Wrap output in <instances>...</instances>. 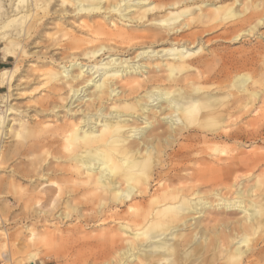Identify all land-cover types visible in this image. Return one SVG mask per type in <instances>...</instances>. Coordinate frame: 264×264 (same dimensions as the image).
I'll use <instances>...</instances> for the list:
<instances>
[{"label":"bare ground","instance_id":"obj_1","mask_svg":"<svg viewBox=\"0 0 264 264\" xmlns=\"http://www.w3.org/2000/svg\"><path fill=\"white\" fill-rule=\"evenodd\" d=\"M56 1L18 0L16 6V10L19 8L18 14L25 12L10 22L20 21L22 27L19 33L29 37L34 28V16L37 17L40 11L46 16ZM186 1L60 0L63 7L61 18H64V21L63 24H59L58 29H64L66 18L72 16L76 21L80 23L82 21L81 28H85L87 33L92 32L98 36L99 47L85 54L90 61H96L97 55L106 49L123 51L147 43L167 44V47H162L161 50L148 46L151 51H139L141 53L137 55L138 58L142 55L153 57L160 54L162 57L178 58V62L167 60L171 71L174 72L187 62L195 60L202 63L204 56L198 55L204 52L200 54L197 52L203 49V46L193 50L186 43L202 41L203 34L217 28L216 21H225L227 28L221 35L232 40L243 39L249 35L253 27L263 23L262 16L255 26L247 28L249 0H220L219 8L185 20V15L189 13L188 8L183 5L184 9L180 10V5L187 3ZM168 6L173 7V10H168ZM66 13H69L68 16ZM129 22L135 23L139 29L130 28L125 24ZM2 31L0 30V44H3V54L7 57L12 55L10 48L13 47L14 40L12 36L4 35ZM235 33L238 34L234 35ZM122 44L129 46L124 47ZM244 55L249 59V53ZM215 57L217 56L214 55ZM56 61L52 60L49 63L53 66L48 68L45 73L46 82H43L47 94L56 96L54 99L56 104L52 106L54 110L60 105L59 100L66 102L63 106L69 110H72L76 102H84L88 108H102L107 96L110 99L112 93L119 94L117 84L122 83L120 89L123 95L144 85L136 75H128L136 71L138 74L141 72L142 77L145 70L161 65L160 62L153 63L154 61L148 59L140 61L138 66L127 65L130 67L128 69L123 67L125 65L119 66L122 65V61L114 65L117 60L112 58L101 62L104 64V67H100L101 70H92L95 72L91 73L89 68L78 60L72 61L70 66H66L65 63L60 69L55 67ZM62 63L63 60L58 62L60 66ZM98 63L96 61V64ZM230 63L234 65L232 61ZM132 67L134 71L131 70ZM224 67L226 68V65ZM216 69L213 66H206L194 80L193 83L196 85L189 93L184 90L175 93L169 88H157L153 91L154 101H158L162 115L166 116L162 117L166 124H162L163 121L159 122L158 119L144 122L145 119L151 118L149 114L144 118L143 112L133 111L129 113L143 118L144 126L133 125L127 130L123 124L108 121L103 122L102 126L99 124L100 127L93 125V128L97 129L92 130L91 127L92 131L89 132L83 130L81 126L76 128L75 122L67 121L61 125L47 127L41 134H37L36 138L32 137L38 143L35 149H41L44 156L53 155L51 162L54 165L49 161L50 166L48 164L44 168L47 170L44 174L49 176L46 178V186H43L47 194L40 198V204L43 207L50 202L51 204L50 209L45 211L43 219L50 215L55 216L58 208L66 206L69 210L61 213L60 217L75 218L81 223L103 222L102 225L105 226L104 231L93 239L87 236L68 237L65 241H69L68 249L75 247L74 249L83 250L91 247L96 253L100 247H105L103 253L108 257L105 264H115V261L119 264H130L132 261L139 264H186L188 261L191 264H202L209 257L224 260L227 264H259L264 260V247L261 245L264 243V192L260 190L264 178L261 175L255 176V170L263 166L264 153L254 154L238 148L240 142L249 140V137L256 135L255 130L261 132V129H255L256 126H250L249 129V126H243L234 120L235 115L241 112L239 107L245 103L242 102L241 96L233 93L218 95L214 92L215 88L206 86L214 84L211 71ZM13 71L5 69L2 72V79L9 83ZM250 77L247 73L235 82L236 88L244 89L246 95L251 93L248 86ZM222 81L225 82L224 79ZM136 82L138 84H135ZM203 89L206 92L201 93ZM251 94L253 98L259 95L258 91ZM8 100L9 97L4 95V101ZM236 102L239 103L238 106H234ZM135 108L136 106L133 109ZM122 112L127 111L114 108L111 114L119 116ZM176 113L178 117L174 119L173 114ZM2 115L4 117V114ZM258 117L253 116L249 121L253 122ZM245 119L243 117L242 121ZM199 137H205L206 140ZM35 149H32V152ZM43 178H35L38 181H34L40 185ZM252 181L254 183L250 184ZM85 208L90 212H85ZM237 214L240 216L236 217ZM113 221H119L121 232L133 228L138 233L119 245L114 231L118 228L107 224ZM81 227L77 226L74 229L76 231L71 229L70 232L80 233ZM61 238L59 237L60 245L64 246ZM152 239L157 241L149 242ZM31 259H37V255L31 256ZM96 263L98 264V259Z\"/></svg>","mask_w":264,"mask_h":264},{"label":"rangeland","instance_id":"obj_2","mask_svg":"<svg viewBox=\"0 0 264 264\" xmlns=\"http://www.w3.org/2000/svg\"><path fill=\"white\" fill-rule=\"evenodd\" d=\"M17 2L18 0H0V30H3L2 32L4 35L12 36L14 40V45L10 48V51H12V55L9 56L11 57L12 62L9 64L10 67L7 68L14 71L9 83L5 82L3 79V81L7 83V87L4 89V93L0 95V131L3 130L2 134H0V264H97V259L98 264H105L108 261V257L107 255H105L106 253H103V251H105V247H100L95 253V249L93 250L91 249V247L90 249L84 248L83 250L74 249L75 247H71L72 249H68V247H70L69 241L65 242L67 238L71 236H87L93 239L95 236L101 234V232L104 231L103 229L105 226L102 225L103 222L81 223L75 218L64 219L63 217H60V215L61 213L67 212L69 210L66 209V206H61L60 208H58L55 211V216L50 215L49 217L43 219L45 217V211L50 207L51 204L50 202L49 205H44V207L40 204V198L42 196L45 197L47 194V191L45 190V188H43V186H46V178H48L49 175H45L47 173V170H45L44 168L51 162V160L53 159V155L48 154L50 157L47 154L45 156L42 155L41 149L37 150V148H34L38 143L37 140L33 139L32 137L36 138L37 134H41L43 129L47 127L61 125L67 121L75 122V124H77L76 128H79L81 126L83 130L89 132L97 129V127L94 129L93 125L100 127L102 126L103 122L105 123L108 121L123 124L125 128H127V130L133 125L144 126L145 123H143V118L137 117V114L133 115L132 113H129L133 111L143 112L145 115L144 118H147L149 114L151 118L145 119L144 122L146 120L152 121L154 119H158L160 120L159 122H162V119L166 116L162 115L160 108L158 107V101H154L155 96L153 91H155V89L157 88H169L170 90H174L175 93H177V91L179 90H184L186 92L188 91L189 93V90H191L193 86L196 85V83L193 82L200 76V72L204 71L206 66H213L217 68L216 70L211 71L214 84H208L206 86H212L213 88H215L216 90L214 92L218 95L225 96L227 94L233 93L236 96H241L243 99L242 102L245 103H243L242 106L239 107L241 108V112L235 115L236 117L234 120H236V122L238 121L237 123L243 126H249V129L251 128L250 126H256L255 129H261V132H257L258 130H255L256 135L252 136L251 138L249 137V140L240 142L238 144L239 150L248 151L249 153L254 154L261 153V155H263L264 0H249V26L247 28L251 29L253 26H255L262 16L263 23L258 24L257 26H255V28L253 27L248 36H245L243 37V39L239 40H232L222 36L221 34L226 30L227 25L225 21L218 20L216 21L218 25L217 28L203 34L204 36L202 41H190L186 43V45L193 50H198V47L200 48L203 46V49L197 52V54H200V52H204L198 55L204 56L202 59V63H197L195 62V60L193 62H187L185 66H179L177 69H175L174 72L171 71L170 65L167 63V60L177 62L179 61L178 58L174 59L173 56H168L167 58L166 56L162 57L161 54L153 57L142 55L138 58V55L144 50H161L162 47H167V44L151 45L147 43L141 46H134L131 48V50L123 51L116 49H106L104 51H101L97 55L96 61L99 62L98 64H96V61H90V58L85 56V54L90 50L99 47L100 43L97 39L98 36L94 35V33L92 32L87 33L85 31L86 29L83 27L82 30L80 25L82 21L81 23L78 20L76 21V19L72 16H68L69 13H66V16L68 17L66 18V23H64L63 25L64 29L59 30V24H63L64 21V18H61V16L63 17V7L60 0H57L52 5V7L49 9L50 12L46 15L47 17L43 16L44 13L42 11H40V14L37 17L34 16V28L32 32H30L31 35L29 37H27V35L23 36L22 33H19L21 30L20 27H22L20 21L14 23L10 22L11 19L19 18L25 12L21 8L23 12L21 14H18L19 8L17 7L16 10ZM186 2L187 3L184 2L182 3V5H180V10L184 9V7H182L183 5H186V7L188 8L187 11L189 13L185 15V20H190L197 14L202 15L207 14L208 12H212L216 8H219V6L221 5L220 0H187ZM204 3L206 5H204ZM167 8L168 10H173V7L168 6ZM238 8L241 9V7ZM73 14L76 15V13H72V15ZM241 19L242 16L240 17V20ZM60 20H62V22ZM193 22L195 23V21H192V27L194 28L195 25ZM121 23L122 21L119 22V24ZM125 24L129 25L130 28H138L135 23L131 24V22H129ZM190 27H186V29H189ZM237 34L235 33L234 35ZM83 36L87 38L84 39ZM212 36L214 38H211ZM87 44L89 46H87ZM0 46H3V44H0ZM121 46L128 47L129 45L122 44ZM148 46H151L150 48L152 49L147 48ZM81 50L82 52H80ZM60 52L63 55H61ZM111 53L113 55H111ZM245 53H249V59L246 55H244ZM146 54L147 53H145V55ZM214 55L219 58H214ZM239 57L242 58L240 59ZM112 58H115L117 60V63H115L114 65H117L122 61V65L119 66L125 65L123 67H128L127 65L132 66V64L138 66V63L148 61V59L152 60V62L154 61L153 63L160 62L161 65L152 66L153 68L145 70L142 77V73L139 72L138 74L132 67L133 69L131 70L134 72L128 76L136 75L137 78L139 77L138 80H140L144 85L137 90L132 91L133 93L127 92L125 95H123L122 90L120 89V84L122 83L117 84L116 87H119L118 89L120 90L119 94L117 92L112 93L109 96L110 99L107 96L105 102L103 103L104 106H101L102 108H88V105L86 106V103L76 102L75 104H73L72 110H69L67 109V107L63 106L64 104H66V102H63L62 100H59L60 105L58 104L59 106L55 109L56 111L52 108V106H55L56 104V101L54 100L56 96L47 94V90H45L46 86L43 85V82H46L45 73L48 71L49 67L53 66L49 64L52 60H57L55 67L59 69L62 68L65 63L66 66H70L73 63L72 61L78 60L79 63H81L82 65L84 64L86 68H89V72L93 73L96 70H101L100 67H104V64H101V62L103 63L107 60L109 61ZM61 60H63V63L60 66L58 62ZM247 60L248 62H246ZM231 61L234 64L233 66L230 63ZM209 62L211 63V65ZM224 65H226V68L224 67ZM227 68L229 69L227 70ZM128 69H130V67H128ZM247 73L249 74V76H251L248 83V86L250 87L249 92L252 93L258 91L259 97L254 96L253 98V95L251 93H249L250 95H246V91L244 89L238 90L236 88L235 82L237 81V79ZM2 74L3 73H1V75ZM96 74L98 75L97 72ZM223 79L225 80V82L222 81ZM221 81L223 83H221ZM135 84H138V82H136ZM204 89L201 91V93L206 92V90ZM188 93L187 95H190ZM4 95L9 97L8 102L4 101ZM229 100L231 102H234L231 99ZM237 104L239 105V103L236 102L234 106H236ZM135 106L136 108H138L133 109ZM114 108H119L121 110L125 109L127 112H122L119 117L118 115L116 116V114H111V111L114 110ZM2 114H4V117ZM177 115V113L173 114V118L177 119ZM241 115L243 116L241 117ZM253 116L260 117H258V119L254 120L253 122L249 121L253 118ZM243 117L244 119H246L242 121ZM164 122L165 121H163L162 124H166ZM249 123L251 125H249ZM91 127L93 128L92 130H90ZM205 135L211 137V135ZM201 138L206 140L205 137H199V139ZM32 149L35 150L32 152ZM262 163V168H257L255 170V176L261 175V177L264 178V162ZM51 165H54V163L51 162ZM34 177L36 179L43 177L44 178L41 181L40 185H38L35 182L38 180H36ZM253 183L254 181H252V183L250 184ZM260 190L264 192L263 182ZM65 191H67V189H65ZM67 193L69 195V192ZM52 208L53 207H51V209ZM84 210L85 212H90V210L86 208ZM40 212L41 214H39ZM239 216V214L236 215V217ZM113 222L107 224L109 226L113 225L118 228L114 231L118 237L119 245L123 244L122 241L124 242V240L132 239L133 237H135V234L138 233L137 230L133 228L122 230L123 232H121L119 228L120 225L118 224L119 221H116L114 223ZM80 225L82 226L80 229V233L73 234L72 232H70L71 229L73 231L75 227ZM59 237H62L61 240L63 241L62 244L64 246L60 245L61 242L59 240ZM155 240L157 241V239H152L149 240V242H155ZM261 245H263L264 247L263 242L261 243ZM217 251L220 252L219 249ZM35 254L37 255V259H31V256ZM209 258L202 264H227L224 260L213 259L212 257L210 259ZM133 262L134 264H139L137 261H132L130 262V264H133ZM116 263L117 262L115 261V264ZM187 263L191 264L190 261H188ZM117 264H119V262ZM259 264H264V260H261Z\"/></svg>","mask_w":264,"mask_h":264},{"label":"crops","instance_id":"obj_3","mask_svg":"<svg viewBox=\"0 0 264 264\" xmlns=\"http://www.w3.org/2000/svg\"><path fill=\"white\" fill-rule=\"evenodd\" d=\"M10 56V55H9ZM5 57L3 54L2 46H0V95L4 93V89L7 87V83H5L2 79L1 73L9 68V64L12 62L11 57Z\"/></svg>","mask_w":264,"mask_h":264}]
</instances>
